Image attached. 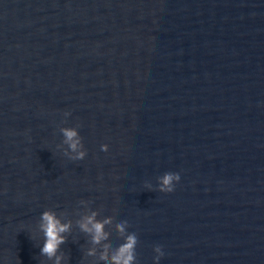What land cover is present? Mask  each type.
I'll return each mask as SVG.
<instances>
[{
  "label": "water",
  "instance_id": "obj_1",
  "mask_svg": "<svg viewBox=\"0 0 264 264\" xmlns=\"http://www.w3.org/2000/svg\"><path fill=\"white\" fill-rule=\"evenodd\" d=\"M132 234L133 264H264V0H0V264H113Z\"/></svg>",
  "mask_w": 264,
  "mask_h": 264
},
{
  "label": "clouds",
  "instance_id": "obj_2",
  "mask_svg": "<svg viewBox=\"0 0 264 264\" xmlns=\"http://www.w3.org/2000/svg\"><path fill=\"white\" fill-rule=\"evenodd\" d=\"M71 113L65 112V115H70ZM65 139V143L69 145L72 152L76 153L75 156L70 157L74 161L83 160L87 152L82 149V144L80 139L77 136V132L70 129H62ZM101 151L107 152L108 145H101ZM180 181V175L178 173H165L159 181V191L161 193H172L175 190V184ZM151 188V186H147ZM95 213L92 216L86 217V223L80 225L81 229L86 232H94L93 242L98 243L101 239L106 238L103 233V225L98 222H94ZM42 221L45 222L42 224V229L46 235V243L42 249V254H46L51 258L55 254L59 244L64 243V239L60 236V233H63L68 230V225H60V222L55 218V215L50 212H45L42 214ZM110 221H105L108 223ZM91 225V228H89ZM125 224L121 223L117 225L118 231L123 233ZM136 236L135 234L129 235L127 237V242L120 247L117 254L112 257L113 264H133L135 259L134 248L136 245ZM154 252L157 254L154 258V264H159L160 259L164 256V252L161 246H156ZM103 258V257H102Z\"/></svg>",
  "mask_w": 264,
  "mask_h": 264
}]
</instances>
